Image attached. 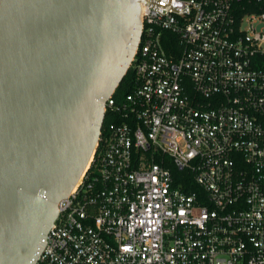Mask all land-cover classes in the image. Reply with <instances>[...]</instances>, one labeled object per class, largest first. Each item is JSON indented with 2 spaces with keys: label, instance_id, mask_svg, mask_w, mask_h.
Returning a JSON list of instances; mask_svg holds the SVG:
<instances>
[{
  "label": "built area",
  "instance_id": "2783aa9c",
  "mask_svg": "<svg viewBox=\"0 0 264 264\" xmlns=\"http://www.w3.org/2000/svg\"><path fill=\"white\" fill-rule=\"evenodd\" d=\"M142 5L122 120L34 264H264V0Z\"/></svg>",
  "mask_w": 264,
  "mask_h": 264
},
{
  "label": "water",
  "instance_id": "95a60500",
  "mask_svg": "<svg viewBox=\"0 0 264 264\" xmlns=\"http://www.w3.org/2000/svg\"><path fill=\"white\" fill-rule=\"evenodd\" d=\"M145 0H0V264H34L129 70Z\"/></svg>",
  "mask_w": 264,
  "mask_h": 264
},
{
  "label": "trees",
  "instance_id": "16d2710c",
  "mask_svg": "<svg viewBox=\"0 0 264 264\" xmlns=\"http://www.w3.org/2000/svg\"><path fill=\"white\" fill-rule=\"evenodd\" d=\"M255 9H256L255 7H251V6L248 8V10H255ZM166 47H167L168 51H173V49H175L174 46L167 45V44H166ZM257 59H258V61H257ZM259 60H261V61H259ZM254 66H256V67H264V55H261V56L257 55L256 56V62H254ZM134 84H135L134 73H133L132 69H129L127 71V73L125 74L123 80L121 81V83L119 84L117 89L115 90L114 97L117 100H120L124 95H126L129 91L132 90V88L134 87ZM121 120H122L121 118H119L118 116H116L112 112L107 111L105 119H104L102 130L104 131L105 127L110 122H113V121L119 122ZM95 157H97V154H96ZM96 159L97 158H95V161H96ZM95 161L92 162L91 166L89 167V169H88L89 173L93 172ZM172 171H173L174 178L176 180V184L178 185L179 181H181L183 179L182 176L184 174H186V172L185 171H180L179 169H177L175 167L172 168ZM185 189L188 192L189 191H193V190L198 189V185L193 182V183H191V186H186Z\"/></svg>",
  "mask_w": 264,
  "mask_h": 264
},
{
  "label": "bare ground",
  "instance_id": "6f19581e",
  "mask_svg": "<svg viewBox=\"0 0 264 264\" xmlns=\"http://www.w3.org/2000/svg\"><path fill=\"white\" fill-rule=\"evenodd\" d=\"M90 163H91V161H90ZM90 163H89V165H90ZM89 165H88V166H89ZM79 181H80V180H79Z\"/></svg>",
  "mask_w": 264,
  "mask_h": 264
}]
</instances>
